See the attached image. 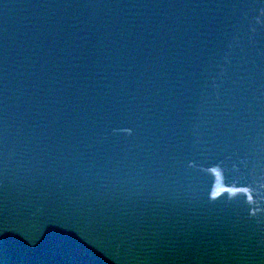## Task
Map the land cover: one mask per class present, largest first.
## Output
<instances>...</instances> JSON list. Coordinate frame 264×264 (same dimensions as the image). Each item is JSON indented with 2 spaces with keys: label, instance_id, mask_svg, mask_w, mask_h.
<instances>
[{
  "label": "water",
  "instance_id": "water-1",
  "mask_svg": "<svg viewBox=\"0 0 264 264\" xmlns=\"http://www.w3.org/2000/svg\"><path fill=\"white\" fill-rule=\"evenodd\" d=\"M0 264H264V0H0Z\"/></svg>",
  "mask_w": 264,
  "mask_h": 264
}]
</instances>
